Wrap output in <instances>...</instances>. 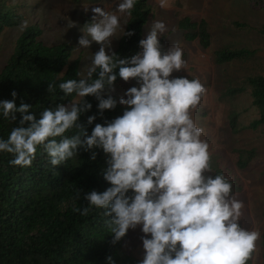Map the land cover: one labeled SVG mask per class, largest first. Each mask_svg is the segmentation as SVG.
<instances>
[{
	"label": "clouds",
	"instance_id": "1",
	"mask_svg": "<svg viewBox=\"0 0 264 264\" xmlns=\"http://www.w3.org/2000/svg\"><path fill=\"white\" fill-rule=\"evenodd\" d=\"M157 3L169 6V0ZM136 4L118 0L114 10L92 8L94 15L81 29L78 45L87 49L96 42L98 51L77 73L79 79L48 85L50 92L59 88L71 97L69 103L45 109L37 119L29 104L0 100V117L15 120L20 113L22 125L0 137V153L12 154L9 163L25 168L40 149L55 168L74 159L80 149L91 151L93 160L97 153L92 150L102 149L107 156L103 178L110 187L86 193L88 205L73 211L87 216L93 209L103 210L110 217L104 223L113 243L140 225L145 234L140 264H248L259 233L242 226L244 205L233 194L231 181L207 174L212 172L210 146L192 116L206 89L198 78L171 75L187 69L183 49L178 44L163 49L160 37L167 26L154 20L138 42L140 51L124 58L111 51L120 33L133 34L125 32L122 18ZM25 27L27 21H22L21 30ZM117 77L135 79L139 86L120 97L119 103L128 106L122 115L96 123L88 134L77 123L92 107L85 97L96 98L101 115L114 109L117 100L108 93ZM95 119L88 116V124Z\"/></svg>",
	"mask_w": 264,
	"mask_h": 264
},
{
	"label": "trees",
	"instance_id": "2",
	"mask_svg": "<svg viewBox=\"0 0 264 264\" xmlns=\"http://www.w3.org/2000/svg\"><path fill=\"white\" fill-rule=\"evenodd\" d=\"M254 5L264 8V0H254ZM18 8L20 6H13L8 0H0V34L5 28L18 26L24 20L25 16ZM151 12L148 0H137L124 28L125 32L133 34H121L117 47L112 52L124 58L141 50L138 42L143 38ZM90 20V17L86 18L85 24ZM236 25L247 27L239 23ZM178 28L185 40L197 39L201 47L210 46L212 38L206 20L195 21L185 16L179 20ZM258 32L264 37V24ZM41 35L42 29L37 25L25 27L0 71V100L15 99L17 106L21 103L29 104V112L37 119L45 109L71 101V97H66L59 88L50 92L48 85L58 84L69 78L79 79L77 73L80 66V57L73 58L71 43L45 44L40 39ZM164 38L162 35L160 42L166 50ZM254 53L255 50L246 47L225 46L216 51L215 61L219 64L244 61ZM120 80L117 77L113 86ZM242 84L229 92L235 94L249 88L252 105L258 111V118L251 122L250 127L264 125V74L249 75ZM13 91L17 94L15 98L11 95ZM85 100L92 107L80 115L77 123L88 134L96 123L110 122L122 115L128 107L121 105L116 99V107L104 110L101 115L94 96L89 95ZM15 115V120L0 117V137L6 138L12 128L22 126L21 114ZM90 115L96 116L92 124L87 121ZM235 119H232L233 126L236 124ZM27 123L23 126L26 127ZM92 151L97 153L95 160L90 158L91 151L80 149L74 159L55 168L49 164L47 155L41 153L40 149L37 150V157L32 165L25 168L9 163L13 158L12 154L0 153V264H110L109 257L111 264H140L138 258L122 250L128 232L113 243V234L107 231L104 223L110 217L103 216V210L93 209L87 216L73 211L74 208L88 205L84 198L86 193L93 190L102 192L110 187L103 178L107 156L102 149ZM216 160L211 156L212 172L207 174L226 176L232 183L233 193L239 191L238 178ZM247 162L248 159L242 157L239 160L240 167H245ZM262 242L264 244V233ZM251 262L252 258L248 264Z\"/></svg>",
	"mask_w": 264,
	"mask_h": 264
},
{
	"label": "rangeland",
	"instance_id": "3",
	"mask_svg": "<svg viewBox=\"0 0 264 264\" xmlns=\"http://www.w3.org/2000/svg\"><path fill=\"white\" fill-rule=\"evenodd\" d=\"M8 3L20 6L18 10L24 14L23 21H27V26L34 24L42 29L40 39L45 44L71 43L73 58L80 57V72L90 63L91 54L100 47V44L92 42L87 49L79 48L78 39L83 35L81 29L86 18H92V8L97 6L114 10L118 0H8ZM148 3L152 12L143 38L152 21H163L167 26L163 34L165 48L178 44L187 62L186 70L171 75L198 78L206 89L192 116L197 126L203 129L201 138L208 142L211 156L239 180L240 190L233 194L244 205L241 224L259 233L251 264H264V125L250 127L251 122L258 118V111L252 105L249 88L235 94L229 92L241 87L247 76L264 74V37L258 32L264 24V8L256 7L254 0H169L167 8H161L157 0H148ZM185 16L195 21H207L212 38L208 48L201 47L197 39L189 41L183 38L178 22ZM127 20L128 16H123L124 28ZM236 23L247 27L242 28ZM23 29L18 25L5 28L0 34V71ZM120 36L113 39L111 51L117 47ZM225 46L246 47L255 53L244 61L219 64L215 61V53ZM132 86H139L135 79H121L108 94L119 101ZM233 117L236 118L235 126L232 125ZM242 157L248 159L245 167L239 165ZM144 235L140 225L130 228L122 250L141 261Z\"/></svg>",
	"mask_w": 264,
	"mask_h": 264
}]
</instances>
